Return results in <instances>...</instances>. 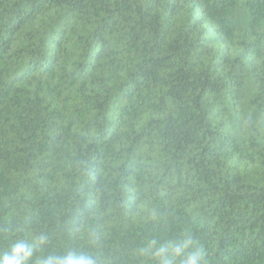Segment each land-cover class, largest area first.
Returning a JSON list of instances; mask_svg holds the SVG:
<instances>
[{
    "label": "trees",
    "instance_id": "trees-1",
    "mask_svg": "<svg viewBox=\"0 0 264 264\" xmlns=\"http://www.w3.org/2000/svg\"><path fill=\"white\" fill-rule=\"evenodd\" d=\"M18 242L264 264V0H0V257Z\"/></svg>",
    "mask_w": 264,
    "mask_h": 264
},
{
    "label": "clouds",
    "instance_id": "clouds-1",
    "mask_svg": "<svg viewBox=\"0 0 264 264\" xmlns=\"http://www.w3.org/2000/svg\"><path fill=\"white\" fill-rule=\"evenodd\" d=\"M46 240V237L41 236L38 242L45 243ZM183 247H187V243ZM182 250V248H178L176 249V253L179 254V252ZM33 251V244L18 242L12 245L9 252L0 257V264H27V261H29L32 257ZM162 251V249L161 251H158L156 256L159 257ZM203 254V248H201L199 251H194L189 255L188 259L185 261V264H197V259L202 257ZM56 264H93V262L91 260L86 261L83 259V257H80L76 259L65 258L63 261L57 260Z\"/></svg>",
    "mask_w": 264,
    "mask_h": 264
}]
</instances>
